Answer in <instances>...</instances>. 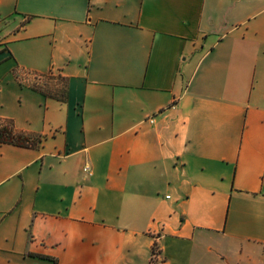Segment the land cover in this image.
<instances>
[{"label":"crops","instance_id":"obj_1","mask_svg":"<svg viewBox=\"0 0 264 264\" xmlns=\"http://www.w3.org/2000/svg\"><path fill=\"white\" fill-rule=\"evenodd\" d=\"M5 119L0 264H264V0H0Z\"/></svg>","mask_w":264,"mask_h":264},{"label":"trees","instance_id":"obj_2","mask_svg":"<svg viewBox=\"0 0 264 264\" xmlns=\"http://www.w3.org/2000/svg\"><path fill=\"white\" fill-rule=\"evenodd\" d=\"M43 76V75H40ZM44 77V76H43ZM45 77H51L46 76ZM52 78V77H51ZM63 87L59 90L60 94L64 97L66 96V83L63 80ZM38 90L42 91L43 93L47 94V90L43 89L42 87H36ZM31 140L30 136L25 135L17 130L15 123L12 119H5L0 121V142L3 143H13L17 145H26L27 142ZM152 253L157 255V244L155 243L152 248Z\"/></svg>","mask_w":264,"mask_h":264},{"label":"rangeland","instance_id":"obj_3","mask_svg":"<svg viewBox=\"0 0 264 264\" xmlns=\"http://www.w3.org/2000/svg\"><path fill=\"white\" fill-rule=\"evenodd\" d=\"M36 80H39V82H41V84L43 83V81L41 80V78L39 76L35 77ZM44 84H45V88H52V89H61V87H63L64 83L62 79H53L51 77H45L44 79ZM59 85V86H58Z\"/></svg>","mask_w":264,"mask_h":264},{"label":"built area","instance_id":"obj_4","mask_svg":"<svg viewBox=\"0 0 264 264\" xmlns=\"http://www.w3.org/2000/svg\"><path fill=\"white\" fill-rule=\"evenodd\" d=\"M151 121H153V120L151 119ZM87 170H89V168H87ZM157 252H158V250H157ZM152 256H153V259H154V257H155L156 255L153 254ZM153 262H154V261H153ZM152 264H154V263H152ZM157 264H162V263H157Z\"/></svg>","mask_w":264,"mask_h":264}]
</instances>
